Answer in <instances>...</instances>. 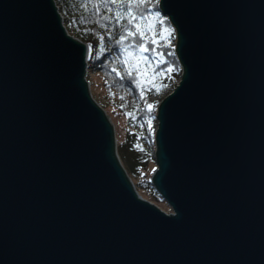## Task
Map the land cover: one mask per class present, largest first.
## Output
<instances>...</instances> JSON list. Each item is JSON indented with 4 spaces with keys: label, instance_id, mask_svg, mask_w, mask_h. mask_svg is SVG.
Returning <instances> with one entry per match:
<instances>
[{
    "label": "water",
    "instance_id": "95a60500",
    "mask_svg": "<svg viewBox=\"0 0 264 264\" xmlns=\"http://www.w3.org/2000/svg\"><path fill=\"white\" fill-rule=\"evenodd\" d=\"M183 74L138 191L56 0H0V264H264V0H161Z\"/></svg>",
    "mask_w": 264,
    "mask_h": 264
},
{
    "label": "trees",
    "instance_id": "16d2710c",
    "mask_svg": "<svg viewBox=\"0 0 264 264\" xmlns=\"http://www.w3.org/2000/svg\"><path fill=\"white\" fill-rule=\"evenodd\" d=\"M56 2L60 11L67 17L70 16L65 19L68 31L88 45V77L90 74L98 73L104 79L103 85L110 103H102L97 99L99 104L108 115L116 114L120 121L125 120L129 135L144 141V144L152 143V138L157 132L158 110L162 100H159V97L162 94L166 97L177 86L183 74V67L177 55V32L170 19L163 14L159 0H143L139 6L133 5L134 14L146 18L140 23L145 25L151 23L154 26L155 33H158L155 35L156 44L150 42L153 32L146 33L143 41L139 35L127 37L126 29L131 27L126 11L129 0H116L115 3L111 0H56ZM156 12L164 18V24L159 23L155 17ZM117 13L123 15L122 20L117 21ZM165 28L175 31L169 35L164 31ZM122 35L127 38L118 44L117 41ZM100 37L104 38L103 41ZM139 43H145L151 50L143 54L148 59L139 62L138 71L137 61L133 56L127 55L125 49L139 56L136 47ZM130 59L134 70L129 67ZM153 95L158 96V100L152 99ZM148 105L152 107L149 108ZM106 107L111 108V111L108 112ZM152 157L151 151V154L146 156V161L154 159ZM153 164L151 180L152 172L157 169V162ZM143 176L146 174L143 173ZM135 186L139 192L142 191L140 189L142 185L135 183ZM147 186L163 201L153 184ZM167 207L168 212H171V208Z\"/></svg>",
    "mask_w": 264,
    "mask_h": 264
},
{
    "label": "rangeland",
    "instance_id": "374dc122",
    "mask_svg": "<svg viewBox=\"0 0 264 264\" xmlns=\"http://www.w3.org/2000/svg\"><path fill=\"white\" fill-rule=\"evenodd\" d=\"M160 1L161 0H159V2ZM59 11H60V9H59ZM60 13L63 16L64 26L67 28V24L65 22V19H67L70 16L67 17L61 11H60ZM158 27H159V25H158ZM69 35L72 36V34L70 32H69ZM128 64H129L130 69L134 70V67L132 65V59L129 60ZM88 81L90 83V88H91V93H92L93 98L96 101L98 99L102 103L103 102L104 103H110L108 98L106 97L107 92H106L105 87L103 85L104 79H103L102 75L98 74V73L90 74V76L88 77ZM166 97L164 94H162L161 97H159V100L162 99L161 103ZM152 99L158 100V96L153 95ZM161 103H160V105H161ZM106 108L108 109V112L111 111V108H109V107H106ZM112 115L113 114L109 115V117L111 118V120L113 117L112 122H113L114 127H115L116 140H117V152H118V155L120 157L119 159L121 160L122 165L126 169L128 175L132 176L131 179L133 178V180H132L133 183L134 184L136 183L138 185H142L141 186L142 188L140 187V189H142V191L140 193H142V195L146 199H148L149 201L151 200V202L155 203L156 205H160L159 207L161 209L168 212V210H169L167 207L168 205L165 203V201L160 200L159 197L156 196L155 193H153V191L151 189L149 190V188L147 186L149 184H153V182H152L153 178L151 180V174L150 173H151V170L153 168L152 165H154L153 163L154 162L156 163V160H155L156 148H157V146H156V135H154V138H152L153 144L151 142L148 144H144V141L139 140V139L137 140V137L129 135V129L126 127L125 120L120 121L119 118L116 116V114H114V116H112ZM156 125H157V130H158V122ZM156 134H157V132H156ZM149 144H152V145H149ZM151 151H152V156H153L152 158H154V159L150 158L151 160L146 161V156L151 154ZM154 172L155 171H153L152 173L154 174ZM143 173H145L146 176H143ZM153 174H152V177H153ZM149 180H151V181H149ZM168 213H172V211L168 212Z\"/></svg>",
    "mask_w": 264,
    "mask_h": 264
},
{
    "label": "snow or ice",
    "instance_id": "6c2138e0",
    "mask_svg": "<svg viewBox=\"0 0 264 264\" xmlns=\"http://www.w3.org/2000/svg\"><path fill=\"white\" fill-rule=\"evenodd\" d=\"M111 2L115 3L116 0H111ZM142 2L143 0H129V5L126 11H127V15H128L131 27L126 29L127 37H136L137 35H139L141 38V41H143L146 36V33L153 32L154 35L152 36L150 42L151 44H156L157 40L155 38V35L158 33H155L154 26L151 23H148L146 25L141 24L140 21H144L146 18L143 15H137V14H134L133 12V5L135 4L136 6H139V4ZM155 17L158 18L160 24L165 23L164 18L160 16L159 12L155 13ZM116 19L117 21L122 20L123 15L121 13H117ZM164 31L167 32L169 35H171L175 30L165 28ZM127 37L122 35L120 39L117 41V43L118 44L122 43ZM100 39L101 41H103L104 38L100 37ZM136 47L138 48V51L140 53L139 56H136L135 53H129L127 49H125V52L127 53V55L133 56V58L137 61V70L139 71V62L147 61L148 59L143 54L145 52L150 51L151 49L145 43H139ZM125 63L127 64V58L125 59ZM113 71H115V69H113ZM148 107L151 108L152 105H148Z\"/></svg>",
    "mask_w": 264,
    "mask_h": 264
},
{
    "label": "bare ground",
    "instance_id": "6f19581e",
    "mask_svg": "<svg viewBox=\"0 0 264 264\" xmlns=\"http://www.w3.org/2000/svg\"><path fill=\"white\" fill-rule=\"evenodd\" d=\"M160 7H161V3H160ZM87 78V80H88V76L86 77ZM144 197V196H143Z\"/></svg>",
    "mask_w": 264,
    "mask_h": 264
}]
</instances>
